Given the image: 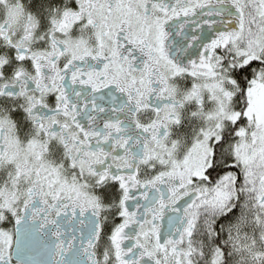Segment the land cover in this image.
Returning a JSON list of instances; mask_svg holds the SVG:
<instances>
[{
	"label": "snow or ice",
	"instance_id": "snow-or-ice-1",
	"mask_svg": "<svg viewBox=\"0 0 264 264\" xmlns=\"http://www.w3.org/2000/svg\"><path fill=\"white\" fill-rule=\"evenodd\" d=\"M0 264H264V0H0Z\"/></svg>",
	"mask_w": 264,
	"mask_h": 264
}]
</instances>
